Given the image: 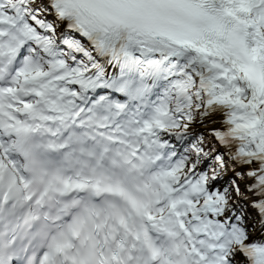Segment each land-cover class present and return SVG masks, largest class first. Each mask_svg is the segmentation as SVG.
<instances>
[{"label":"snow or ice","instance_id":"1","mask_svg":"<svg viewBox=\"0 0 264 264\" xmlns=\"http://www.w3.org/2000/svg\"><path fill=\"white\" fill-rule=\"evenodd\" d=\"M0 264H264V0H0Z\"/></svg>","mask_w":264,"mask_h":264}]
</instances>
